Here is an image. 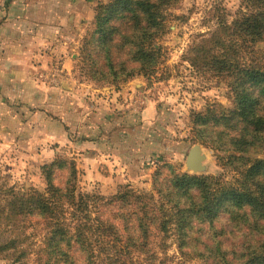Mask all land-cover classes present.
<instances>
[{
    "label": "trees",
    "instance_id": "16d2710c",
    "mask_svg": "<svg viewBox=\"0 0 264 264\" xmlns=\"http://www.w3.org/2000/svg\"><path fill=\"white\" fill-rule=\"evenodd\" d=\"M246 1L252 8L231 23L218 11L214 29L184 56L229 88L230 108L192 115V139L213 151L222 174L191 176L163 163L150 193L124 186L103 197L81 192L75 163L55 157L41 167L43 193L0 189V255L10 264H170L175 246L186 264H264V0ZM178 2L98 3L79 72L101 84L139 76L150 84L166 61V11ZM222 222L241 237L231 249ZM28 234L39 244H27Z\"/></svg>",
    "mask_w": 264,
    "mask_h": 264
},
{
    "label": "rangeland",
    "instance_id": "374dc122",
    "mask_svg": "<svg viewBox=\"0 0 264 264\" xmlns=\"http://www.w3.org/2000/svg\"><path fill=\"white\" fill-rule=\"evenodd\" d=\"M109 1L111 0L83 3L86 8L80 10L89 11L91 17L80 21L79 29H75L74 40L70 42L73 51L68 49L69 54L74 55L73 61H45L37 75V80L48 87L49 91H58L59 94L63 89L67 93L72 91L79 94L76 95L82 102L81 108L79 107V126L91 128L89 132L85 131V134L90 135L85 141L92 145L84 150L70 145L52 146L54 157L50 161L38 159V156L32 161L13 158L11 151L0 148V189L22 192L34 190L43 193L46 183L41 167L59 156L75 163L77 185L81 192L103 197L112 196L124 186L137 193H150L151 175L163 163L177 167L182 173L191 176L211 177L222 174L213 151L192 139V115L204 112L213 104L230 108L229 88L210 75L197 73L184 56L198 34L214 29L218 11L220 14L224 13L228 23H231V15L240 9L245 10V7L251 9V5L246 0H179L166 11L165 33L159 40V45L165 51L166 61L159 66L155 78H152L150 84L144 77L139 76L126 83L111 85L91 81L78 70L83 57L84 38L91 27L94 11L98 3L106 4ZM65 23L68 26L72 24L69 19ZM257 49H264V45H258ZM63 84H67L68 88ZM84 102H87L85 107L82 106ZM120 103L128 105V108L125 107L122 113H117L115 107ZM146 104L156 111L154 117L147 112L142 116ZM160 111L166 113V122L155 120ZM132 116L140 121H134L131 126H127L126 121ZM51 117L53 119L54 115ZM103 118L106 121L103 122ZM118 120L123 124L113 127V123ZM93 127L95 129L92 130ZM92 132L94 135H91ZM194 145L201 146L207 155L206 175H193L185 171L187 154ZM109 151L114 152V158L109 157ZM87 160L92 162L89 164ZM92 168L98 174L90 175ZM99 172L104 177L97 178ZM226 179L230 180L231 175L226 176ZM218 228L227 232L223 238L226 248L231 249L233 243L238 244L241 240L225 222L219 223ZM28 235L27 244H39L37 240L33 242L34 235ZM36 247H32L31 251ZM168 255L170 264H186L179 258L175 246H171ZM0 264L10 262L4 255H0ZM187 264L201 263L193 261Z\"/></svg>",
    "mask_w": 264,
    "mask_h": 264
},
{
    "label": "crops",
    "instance_id": "0c3cea01",
    "mask_svg": "<svg viewBox=\"0 0 264 264\" xmlns=\"http://www.w3.org/2000/svg\"><path fill=\"white\" fill-rule=\"evenodd\" d=\"M91 1L0 0V148L11 151L13 158L32 161L38 156V159L50 161L54 157L52 146L70 145L84 150L92 145L85 141L90 136L85 131L91 128L79 126L82 103L76 96L79 94L63 89L59 94L49 91L37 80L45 61H73L74 55L68 52V49L73 51L70 42L74 40L80 21L91 17L89 11L80 10ZM67 19L72 22L71 26L65 23ZM127 106L120 103L115 107L117 113H122ZM145 112L153 117L156 114L147 104L142 116ZM164 114L160 111L155 120L166 122ZM135 117L127 119L126 125L140 121ZM122 124L118 120L113 127ZM75 133L82 138L72 136ZM109 152V157L114 158V152ZM94 171L92 168L90 175L98 174ZM101 176L104 177L99 172L97 178Z\"/></svg>",
    "mask_w": 264,
    "mask_h": 264
},
{
    "label": "water",
    "instance_id": "95a60500",
    "mask_svg": "<svg viewBox=\"0 0 264 264\" xmlns=\"http://www.w3.org/2000/svg\"><path fill=\"white\" fill-rule=\"evenodd\" d=\"M65 88H68L67 84H63ZM207 161V155L202 150L201 146L194 145L188 152L184 168L186 173H192L193 175H206L208 172V166L205 165Z\"/></svg>",
    "mask_w": 264,
    "mask_h": 264
}]
</instances>
